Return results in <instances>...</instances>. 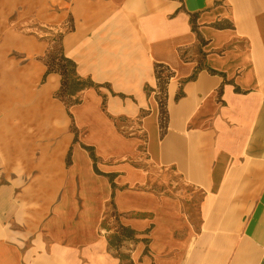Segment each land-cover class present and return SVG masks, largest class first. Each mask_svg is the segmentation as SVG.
Returning <instances> with one entry per match:
<instances>
[{
  "label": "crops",
  "instance_id": "obj_1",
  "mask_svg": "<svg viewBox=\"0 0 264 264\" xmlns=\"http://www.w3.org/2000/svg\"><path fill=\"white\" fill-rule=\"evenodd\" d=\"M64 2L69 7L55 13L66 15V31L72 24L64 54L101 92L84 90L72 108L86 131L80 145L103 161L137 155L144 165H114V190L76 148L70 178L79 177L95 203L83 205L71 233L65 218L51 220L61 227L52 242L24 249L10 243L0 215V264H122L98 229L113 196L121 226L144 237L126 250L133 264H264V0ZM38 32L27 51L43 56L54 31ZM158 65L172 72L163 134ZM29 66L37 77L47 70L41 61ZM61 80L50 74L42 90H58ZM104 105L132 137L118 133ZM48 121L42 126L52 130Z\"/></svg>",
  "mask_w": 264,
  "mask_h": 264
},
{
  "label": "rangeland",
  "instance_id": "obj_2",
  "mask_svg": "<svg viewBox=\"0 0 264 264\" xmlns=\"http://www.w3.org/2000/svg\"><path fill=\"white\" fill-rule=\"evenodd\" d=\"M64 1L0 0V13H2L0 40L4 38L5 41L4 49L0 47V126L4 129V135L9 137L6 140L12 142L14 148L16 147L14 155H10L9 159L0 153L2 156L0 159H3L0 160V215L11 237L10 243L23 249L34 246L37 239H44L48 244H50L49 240L52 242V235L59 234L61 227L56 224L51 225L50 222L54 223L51 220L60 221L61 218H65L69 223L68 226L64 224L65 230L69 229L71 233L72 224L79 217L78 213L83 205L95 203L96 195L83 193V181L76 176L70 178V171L75 163L76 148L81 146L82 150L88 153L90 171L107 178L114 190L116 187L113 182L116 174L110 173L114 165L126 163L135 167L144 165V159L142 160L140 155V160L134 155L126 156L119 161H103L97 156L94 147L82 143L80 145L86 131L76 126L73 107L68 111L63 100L58 97L60 88L48 96L40 94L46 83L45 75L37 77L29 65L41 61L48 70L47 61L55 58L54 68L55 70L60 68L63 37L72 27L68 22L65 27L68 30L63 29V23L67 20L66 15L55 14L69 7ZM51 8L54 15L47 16ZM37 28L54 31L53 37L47 36L50 49L43 56L27 51L31 45L28 37L40 34L37 33ZM180 56L183 60H187L188 53L181 50ZM160 70L161 86H164L165 90L158 85V92L163 100L168 89V85L163 82L172 75V72L168 69ZM54 74L61 77L59 73ZM28 85L32 90V97L27 102H20L19 97L24 94L22 89ZM93 88L101 93L99 88ZM83 92L75 93L72 99L82 102ZM57 106H61L64 111L65 123L57 117L58 114L55 112ZM102 110L118 133L125 138L133 136L125 130L124 119L108 115L106 105ZM48 119H51L52 130L42 126V123L49 122ZM104 216L98 229L100 233L108 235L109 249L119 257L122 264H133L128 259L126 250L129 249L130 252L136 249L138 244L142 247L144 237L134 230V235L131 234L128 238V233L122 231L114 196L109 199ZM19 240L26 242L27 245ZM128 244L132 246L128 247ZM39 245L43 247V241H40Z\"/></svg>",
  "mask_w": 264,
  "mask_h": 264
},
{
  "label": "trees",
  "instance_id": "obj_3",
  "mask_svg": "<svg viewBox=\"0 0 264 264\" xmlns=\"http://www.w3.org/2000/svg\"><path fill=\"white\" fill-rule=\"evenodd\" d=\"M63 49V48H62ZM62 57H61V63L59 64V69L55 70L54 68V62L55 58L52 61H47L48 70L44 76V81H46L47 77L50 74L53 73H59L62 77L61 81V87L57 93L58 97H60L67 110L69 111L72 107L81 104V101L78 99L73 100L72 97L75 96V93L82 92L86 89L97 87L99 88V85H96L92 80H85L82 78L77 71V64L67 58L65 56L64 50H62ZM162 66H156V74L158 79V85L161 86V70ZM172 75L168 76L166 80H164L163 84L168 85L169 81L171 80ZM162 89L164 86H161ZM165 90V87H164ZM166 97L162 100L160 96L158 97V101L160 103V125L162 129V134L165 133L167 128V121H168V112H167V104H166ZM122 231L128 233V238L131 237V234L134 235V230L127 229L124 226H122Z\"/></svg>",
  "mask_w": 264,
  "mask_h": 264
},
{
  "label": "bare ground",
  "instance_id": "obj_4",
  "mask_svg": "<svg viewBox=\"0 0 264 264\" xmlns=\"http://www.w3.org/2000/svg\"><path fill=\"white\" fill-rule=\"evenodd\" d=\"M52 88L53 87L48 85L42 90V92H40V94L44 95V96H48L50 93H52V91H53ZM174 88H175V85H172V87H171L172 93L174 91ZM22 90H23L24 94L22 97H19L20 102L29 101V99L32 97V94H33L30 86L29 85L26 87L24 86V89H22ZM55 109L57 110L58 107L57 108L55 107ZM1 129H2V127L0 126V153H2L3 156L4 155L7 156L9 159L10 155L11 156L14 155V151H15L16 147L14 148L13 143L6 140L9 137L4 135V132H3L4 129H2V130ZM0 157L2 158V156H0ZM0 160H3V159H0ZM12 160L15 161L16 159H12Z\"/></svg>",
  "mask_w": 264,
  "mask_h": 264
}]
</instances>
